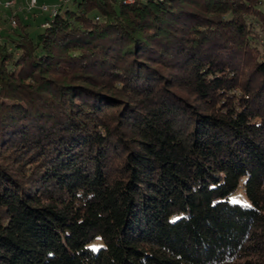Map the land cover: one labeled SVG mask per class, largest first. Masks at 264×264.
I'll list each match as a JSON object with an SVG mask.
<instances>
[{"label":"trees","instance_id":"trees-1","mask_svg":"<svg viewBox=\"0 0 264 264\" xmlns=\"http://www.w3.org/2000/svg\"><path fill=\"white\" fill-rule=\"evenodd\" d=\"M10 18L0 264H264L261 0H60L35 34Z\"/></svg>","mask_w":264,"mask_h":264},{"label":"rangeland","instance_id":"rangeland-1","mask_svg":"<svg viewBox=\"0 0 264 264\" xmlns=\"http://www.w3.org/2000/svg\"><path fill=\"white\" fill-rule=\"evenodd\" d=\"M1 2H4L5 0H0ZM13 3L17 2L18 0H12ZM37 5L33 8L28 10L30 15V27L29 30L32 34H35L36 32H39L41 28V23H43L49 16L50 11H43L40 8V4H46L48 5L49 9H53V7L59 3V0H37ZM23 4H25V7L28 5V0H21ZM262 9L264 10V0H261ZM3 8L0 7V34L4 35L6 32L11 28V8ZM232 198H239L241 199L242 203H245L247 201L246 196L241 188H239L235 193L232 194Z\"/></svg>","mask_w":264,"mask_h":264},{"label":"built area","instance_id":"built-area-1","mask_svg":"<svg viewBox=\"0 0 264 264\" xmlns=\"http://www.w3.org/2000/svg\"><path fill=\"white\" fill-rule=\"evenodd\" d=\"M133 1L134 0H123V2H125V3H131ZM37 3H38L37 0H28V10L33 9L37 5ZM12 5H13V1L12 0H5L4 2L0 1V7L10 8ZM39 6H40L41 10H43V11H50L49 12V16L50 17L53 16L56 13L57 4L53 7V9H49L48 5L43 4V3L40 4ZM10 23H11V25L15 26L16 25V20L14 18H11Z\"/></svg>","mask_w":264,"mask_h":264},{"label":"crops","instance_id":"crops-1","mask_svg":"<svg viewBox=\"0 0 264 264\" xmlns=\"http://www.w3.org/2000/svg\"><path fill=\"white\" fill-rule=\"evenodd\" d=\"M25 4H23L21 0L14 2L13 7L11 8V12H12L11 17L13 15H18L19 17L23 19L29 20V18H31L30 17L31 14L29 15L30 12H28V5L25 7Z\"/></svg>","mask_w":264,"mask_h":264},{"label":"snow or ice","instance_id":"snow-or-ice-1","mask_svg":"<svg viewBox=\"0 0 264 264\" xmlns=\"http://www.w3.org/2000/svg\"><path fill=\"white\" fill-rule=\"evenodd\" d=\"M231 202L234 203V204H241L242 203L241 199H239V198H232ZM243 206H245V207H251V205H248L246 203H244ZM93 250L96 251V250H99V249L96 246H94L93 247Z\"/></svg>","mask_w":264,"mask_h":264}]
</instances>
